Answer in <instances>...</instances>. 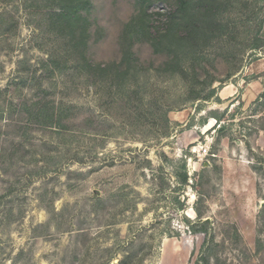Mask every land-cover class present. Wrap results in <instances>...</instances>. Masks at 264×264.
Segmentation results:
<instances>
[{
  "label": "rangeland",
  "instance_id": "374dc122",
  "mask_svg": "<svg viewBox=\"0 0 264 264\" xmlns=\"http://www.w3.org/2000/svg\"><path fill=\"white\" fill-rule=\"evenodd\" d=\"M83 2L95 62L134 38L127 104L79 77L47 23L52 0H0V264H192L206 237L185 220L208 223L219 264H264V45L249 49L264 44V0L247 18L224 10L228 30L199 45L204 101L156 72L166 57L143 40L174 0Z\"/></svg>",
  "mask_w": 264,
  "mask_h": 264
},
{
  "label": "trees",
  "instance_id": "16d2710c",
  "mask_svg": "<svg viewBox=\"0 0 264 264\" xmlns=\"http://www.w3.org/2000/svg\"><path fill=\"white\" fill-rule=\"evenodd\" d=\"M260 0H174L176 8L170 13L165 22L159 26H152L148 19L144 21V43L151 47L154 54L164 56V61L156 72H162L170 76H179L187 82V92L192 100H207L215 94V89L208 90L203 95L205 88L196 90L193 86L195 81V67L200 57L199 45L204 43L213 32L228 30L231 22H227L223 16L226 12L241 13L240 16L253 15ZM56 9L52 8L47 16L49 27L56 29L66 51L74 52L72 58L77 74L95 87L97 93L109 92L118 95L119 102L127 104V91L130 88L131 79L137 76L140 71L139 60L136 57L133 47L134 38L130 34H121L119 37L120 56L117 60L107 64L95 62L87 56V40L90 37L91 23L84 13L85 3L83 0H52ZM149 5V3H148ZM253 8H252V7ZM229 13V12H228ZM252 23V22H251ZM263 42L255 35L251 40L250 50H259ZM72 53V52H71ZM200 53V52H199ZM64 62L70 61L65 58ZM221 82V81H217ZM151 102L149 107L155 105ZM146 111V110H145ZM136 112H143L139 105ZM44 118V116H43ZM50 125L60 127L61 118L59 114H52ZM164 123L168 120L163 117ZM167 137L168 133H162ZM178 180L182 187L187 185L188 176L186 162L181 161ZM182 209L183 205L179 204ZM186 226L192 234H204L203 241L198 255L192 264H219L218 257H211L210 251L216 247L210 242V233L207 229L208 223H192L188 220ZM134 255L128 254L117 264H136Z\"/></svg>",
  "mask_w": 264,
  "mask_h": 264
}]
</instances>
